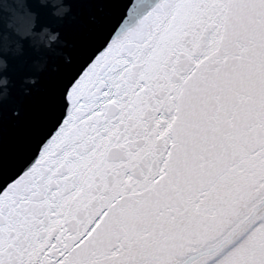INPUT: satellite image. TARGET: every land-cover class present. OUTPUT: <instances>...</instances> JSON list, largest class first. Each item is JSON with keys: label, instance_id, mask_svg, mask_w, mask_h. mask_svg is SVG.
<instances>
[{"label": "snow or ice", "instance_id": "snow-or-ice-1", "mask_svg": "<svg viewBox=\"0 0 264 264\" xmlns=\"http://www.w3.org/2000/svg\"><path fill=\"white\" fill-rule=\"evenodd\" d=\"M63 100L0 264H264V0H133Z\"/></svg>", "mask_w": 264, "mask_h": 264}, {"label": "water", "instance_id": "water-1", "mask_svg": "<svg viewBox=\"0 0 264 264\" xmlns=\"http://www.w3.org/2000/svg\"><path fill=\"white\" fill-rule=\"evenodd\" d=\"M132 2L0 0V61L7 65L0 79L8 80L6 88L0 86V94L6 92L0 98V187L31 162L54 130L63 114L65 88L102 50ZM62 5L70 11L54 15ZM51 33L58 39L46 46Z\"/></svg>", "mask_w": 264, "mask_h": 264}, {"label": "clouds", "instance_id": "clouds-1", "mask_svg": "<svg viewBox=\"0 0 264 264\" xmlns=\"http://www.w3.org/2000/svg\"><path fill=\"white\" fill-rule=\"evenodd\" d=\"M56 2L58 4H62V0H56ZM70 11V8L67 7V5H62L61 7H57L54 11V15H57V16H60V17H63L64 15H66L68 12ZM46 33L49 32V30H45ZM58 39V33H51L48 35V39L47 41H45L46 43V46H50L52 42H55L56 40ZM6 63L0 61V69L6 67ZM32 83H34L35 81L32 80L30 81ZM8 84V80L7 78H3V79H0V86H4L6 88ZM2 95H6V92L3 93V94H0V98H2Z\"/></svg>", "mask_w": 264, "mask_h": 264}]
</instances>
